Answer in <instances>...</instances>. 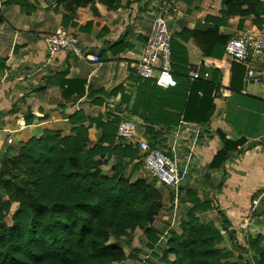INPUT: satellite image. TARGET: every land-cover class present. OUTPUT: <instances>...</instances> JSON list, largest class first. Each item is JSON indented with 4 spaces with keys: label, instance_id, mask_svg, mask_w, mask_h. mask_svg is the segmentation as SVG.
Returning a JSON list of instances; mask_svg holds the SVG:
<instances>
[{
    "label": "crops",
    "instance_id": "1",
    "mask_svg": "<svg viewBox=\"0 0 264 264\" xmlns=\"http://www.w3.org/2000/svg\"><path fill=\"white\" fill-rule=\"evenodd\" d=\"M151 1L121 0L117 10H109L99 0H0L4 19L0 22V154L14 155L28 139L41 138L46 132L73 134L72 128L88 125L89 117L101 115L107 122L129 115L143 121L131 109L141 82L134 65L141 58L151 30ZM167 1L179 10L169 26L172 39L181 44L183 59H187V72L181 76L188 81V91L180 120L202 125L204 132L192 153L189 139L184 141L181 137L179 124L163 134L157 146L171 153L174 142L179 141L177 151L183 176L179 206L187 213L191 203L186 192L196 191L197 198L213 204L199 214L201 219L214 222L221 232L234 237L232 244L223 242L221 246L235 255L245 254L242 248L248 234L240 230V222L255 213L256 222L264 224V212L259 213L256 208L264 190V84L245 85L244 74L239 90L232 91V64L237 62L224 56L206 57L192 39L179 37L183 29L204 31L213 26L199 16V1ZM252 18L248 17L239 29V17H232L220 31L230 38L239 36L248 28H258ZM59 29L78 38L76 51L50 53L45 38ZM92 56H98L100 61L93 62ZM253 68L264 72V61L258 57ZM193 73L200 77L193 79ZM123 95L129 97L128 102ZM77 112L86 119L73 122L71 118ZM140 129L145 133L144 126ZM89 137L96 142L101 133L92 126ZM226 140L243 143L219 162L215 158ZM114 163L115 158L111 157L107 174ZM163 203L162 211L166 207L164 200ZM179 206L175 210L173 203L172 214L178 213ZM170 218L160 213L153 226L163 231L162 221L170 222ZM159 243L160 240L153 250ZM133 250L126 254L128 260L133 257ZM169 255L172 261L174 255Z\"/></svg>",
    "mask_w": 264,
    "mask_h": 264
},
{
    "label": "trees",
    "instance_id": "2",
    "mask_svg": "<svg viewBox=\"0 0 264 264\" xmlns=\"http://www.w3.org/2000/svg\"><path fill=\"white\" fill-rule=\"evenodd\" d=\"M99 1L109 10H117L121 5V0ZM198 1L199 16L213 26L204 31L183 29L179 37L192 39L206 57H225V45L230 37L220 27L230 18L239 17V29L248 17H253L258 28L262 27V0ZM3 21L0 14V22ZM171 59L177 85L163 88L151 79L140 78L139 92L131 109L143 119L145 134L152 139L149 141L153 148L163 134L179 124L186 103L188 81L181 73L187 72V59H183L181 44L173 39ZM244 74V67L232 64V91L239 90ZM215 82L218 88L219 79ZM122 98L129 101L127 96ZM71 119L77 122L86 117L77 112ZM88 120V125L72 128L70 135L46 132L41 138L32 137L13 155L16 167L33 172L26 179L10 178L17 207L12 215L13 223L4 230L1 227L4 210L0 204V264H115L127 259V255L121 246L110 242L112 237L128 236L143 228L149 248L160 240L153 223L164 207L162 193L145 179L132 180L142 162L138 146L117 143V118L103 122L99 115ZM92 126L101 133L96 142L89 137ZM242 143V140L224 141L215 160L219 158L222 162L228 151ZM111 157L115 163L107 174L103 167ZM186 195L191 203L187 218L180 222L181 232L169 237L163 261L166 264H251L242 254L235 255L221 246L223 242L232 244L234 237L199 216L213 204L201 201L194 190L187 191ZM263 232V223L251 224L242 248L245 254L253 252L254 264H264ZM138 253L140 250L135 249L130 255L136 257ZM169 254L174 255L172 261L168 259Z\"/></svg>",
    "mask_w": 264,
    "mask_h": 264
},
{
    "label": "built area",
    "instance_id": "3",
    "mask_svg": "<svg viewBox=\"0 0 264 264\" xmlns=\"http://www.w3.org/2000/svg\"><path fill=\"white\" fill-rule=\"evenodd\" d=\"M148 10L152 18L151 30L142 48L141 58L134 65L136 75L141 79H151L163 88L174 87L177 85V80L174 77L172 67L171 41L173 36L169 23L177 18L179 10L175 4H171L167 0H152ZM45 43L53 55L62 51H76L79 46L78 38L64 29L47 35ZM225 57L245 67V85L261 82L264 84V72H257L253 68V61H256L258 57L264 61V27L260 29L248 28L238 37L230 38L225 45ZM91 59L93 62L100 61L98 56H92ZM208 75V73L205 74L206 77ZM199 77L198 73L192 74L193 79ZM218 91L226 95L223 89ZM179 126L182 133L181 137L189 140L202 136L204 132L202 125L184 120H180ZM140 127H143V123L137 118L129 115L121 117L116 125L117 139L124 144L131 143L138 146L145 170L159 184L171 191L174 209L177 210L183 182L179 160L174 151L168 153L158 146L151 147L148 137L144 132H141ZM176 136L180 137L178 134ZM8 142H12V139H8ZM187 143L190 147V141ZM260 197L264 202V190L261 191ZM257 220L258 214L246 215L239 224L240 230L248 234L251 224Z\"/></svg>",
    "mask_w": 264,
    "mask_h": 264
},
{
    "label": "rangeland",
    "instance_id": "4",
    "mask_svg": "<svg viewBox=\"0 0 264 264\" xmlns=\"http://www.w3.org/2000/svg\"><path fill=\"white\" fill-rule=\"evenodd\" d=\"M192 139L190 140L191 146L188 148L190 150V153H192V148L196 146V144L198 143V139H200V137L192 138ZM184 141H187V140L185 139ZM178 144H179V141L178 143L174 142L173 144L174 149L172 151H174V154L175 156H177V158H180L179 153L177 151ZM171 148H172V145H171ZM12 158H13L12 154H9V155H5L4 153L0 154V169H2V173L0 174L1 175L0 204L4 210V217L1 222L2 230L8 228L13 223L12 215L15 212V209L17 207L13 199V191H12L13 186L10 182V178L16 177L20 179H26V178H29L33 172L32 170L21 169V168L16 167L12 161ZM109 169H110V165L103 167V170L106 173L109 171ZM138 179H145L153 183L155 187L161 191L166 207L160 213L161 214L165 213L166 215L170 216L171 217L170 222H168V220L162 221V223L164 224L163 231H157V236L160 239V243H159V246H156L157 247L156 250L155 249L153 250V248H149L146 246V243L148 242V237L146 235V232H144L143 228H137L133 232H130L128 236H123L120 238L112 237L110 239V242L121 246L124 249L126 254H129L131 250L133 249L140 250V253H138L136 257L133 258L130 256L129 260L125 259L124 261H122V263H115V264H148L147 261H150L156 264H166L163 261L162 256H163V251L167 249L166 247L167 241L169 237L173 235V233L179 234L181 232L179 223L183 220H186L187 217L185 216V214L187 213L184 211L183 207L179 206L178 213L175 215L172 214L173 195L171 191L165 186H163L162 184H159L156 181V179L153 178L152 175L145 170L142 162H141L140 168H138L137 171L132 175V180H138ZM256 208H257V212L263 213L264 212V202L263 201L258 202V205ZM34 210H36V207H34ZM34 210L32 212H34ZM142 248H146V250H144L143 252ZM242 255H243L244 260H248L250 261L251 264H254L252 260L253 253L242 254ZM171 258L173 257L168 255V259L170 261H171Z\"/></svg>",
    "mask_w": 264,
    "mask_h": 264
}]
</instances>
